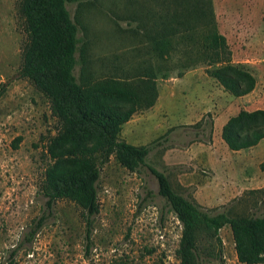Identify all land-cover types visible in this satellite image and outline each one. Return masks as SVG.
Segmentation results:
<instances>
[{"label":"rangeland","instance_id":"1","mask_svg":"<svg viewBox=\"0 0 264 264\" xmlns=\"http://www.w3.org/2000/svg\"><path fill=\"white\" fill-rule=\"evenodd\" d=\"M19 1L0 0V264H180L182 223L146 165L131 171L112 156L100 167V210L92 218L88 248L83 209L68 199L48 208L42 192L46 143L60 123L47 96L20 75L26 34ZM161 1L68 3L88 76L133 79L145 64L171 67L168 78L156 80L155 105L135 113L120 137L153 145L147 164L165 172L177 192L204 210L264 216V144L233 151L222 138L231 116L264 108V0H210L232 63L257 77L256 89L242 97L225 91L204 63L185 70V63L198 59L202 29L192 35L194 42L174 37L170 62L162 63L143 26V19L161 11ZM220 236L225 264H244L230 225Z\"/></svg>","mask_w":264,"mask_h":264},{"label":"trees","instance_id":"2","mask_svg":"<svg viewBox=\"0 0 264 264\" xmlns=\"http://www.w3.org/2000/svg\"><path fill=\"white\" fill-rule=\"evenodd\" d=\"M74 1L20 0L18 4L26 34L20 75L47 96L60 123L57 134L46 143L49 161L42 192L48 208L61 199L78 204L86 219L88 248L92 218L100 210V167L114 156L131 171L146 165L157 177L160 195L182 223L177 249L180 264H207L213 259L225 264L220 230L226 225L231 227L238 261L264 264V216L204 210L177 192L165 172L147 164L153 145H134L120 137L135 113L155 105L159 96L156 80L158 76L168 78L172 68L145 64L136 69L133 79L92 80L83 64L79 25L68 8ZM161 6L158 14L143 19V26L162 63L170 62L176 48L174 37L185 35L194 42L192 35L202 29L197 52L202 63L196 58L185 63V70L206 64L207 73L235 97L256 88L252 71L232 63L227 39L214 26L210 0H162ZM222 138L233 151L259 144L264 139V108L241 109L231 116L222 128Z\"/></svg>","mask_w":264,"mask_h":264},{"label":"crops","instance_id":"3","mask_svg":"<svg viewBox=\"0 0 264 264\" xmlns=\"http://www.w3.org/2000/svg\"><path fill=\"white\" fill-rule=\"evenodd\" d=\"M256 86H257V85H256ZM255 89H256V88H255ZM255 89H254V90H255ZM254 90H253V91H254ZM253 91H252V92H253ZM249 94H250V93H249ZM247 95H248V94H247ZM244 96H246V95H244ZM241 97H242V96H241ZM127 123H128V122H127ZM262 144H264V139H263L259 144H257L256 146H253V147H251V148H249V149H250V150H252V149L254 150V149H256V148L262 146ZM242 150H248V149H242ZM242 150H238V151H242Z\"/></svg>","mask_w":264,"mask_h":264}]
</instances>
